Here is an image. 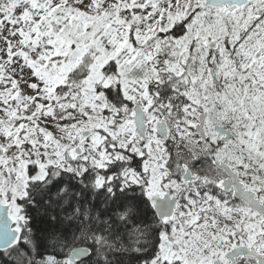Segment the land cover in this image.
Wrapping results in <instances>:
<instances>
[{
  "label": "snow or ice",
  "instance_id": "6c2138e0",
  "mask_svg": "<svg viewBox=\"0 0 264 264\" xmlns=\"http://www.w3.org/2000/svg\"><path fill=\"white\" fill-rule=\"evenodd\" d=\"M0 264H264V0H0Z\"/></svg>",
  "mask_w": 264,
  "mask_h": 264
}]
</instances>
